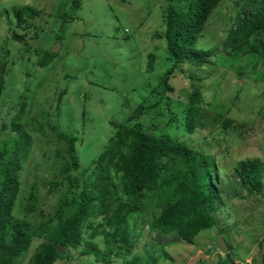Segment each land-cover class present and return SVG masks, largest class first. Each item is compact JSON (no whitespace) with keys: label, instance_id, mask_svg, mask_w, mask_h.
<instances>
[{"label":"rangeland","instance_id":"rangeland-1","mask_svg":"<svg viewBox=\"0 0 264 264\" xmlns=\"http://www.w3.org/2000/svg\"><path fill=\"white\" fill-rule=\"evenodd\" d=\"M248 1L223 0L198 41L210 63L180 64L170 76L172 91L162 98L156 89L173 63L162 37L166 9L188 11L191 0H0V143L15 140L12 119L22 103L27 109L22 125L31 138L19 174L14 220L39 228L54 219L64 203L70 184L62 174L61 157L69 160V155L60 136L76 140L80 168L68 176L78 180L77 197L82 187L94 185L93 161L111 142L112 123L128 122L129 127L163 135L222 162L209 184L218 196L208 200V206L219 227L227 230L234 264H264V195L243 199L237 173L241 162H264V63L251 53L264 42V32L240 51L229 46ZM26 6L38 16L17 26V14ZM14 33L23 40L17 41ZM42 54L54 56L44 68L38 64ZM150 54L155 56L151 68ZM190 76L206 80L201 90L208 97L192 133L185 124L186 107L200 85ZM137 108L143 113L135 115ZM113 177L126 201L121 175L113 172ZM157 201L150 200L130 220L129 255L124 245L114 242L103 217L89 218L83 224L82 245L62 248V260L55 264H228L216 248L218 227L201 235L195 245L155 229L153 223L160 217ZM71 211L66 208L65 213ZM45 243L44 237H33L16 264H29Z\"/></svg>","mask_w":264,"mask_h":264},{"label":"trees","instance_id":"trees-1","mask_svg":"<svg viewBox=\"0 0 264 264\" xmlns=\"http://www.w3.org/2000/svg\"><path fill=\"white\" fill-rule=\"evenodd\" d=\"M222 2L223 0H191L188 11L167 7L164 16L165 32L162 37L173 63L167 76L156 89L162 98L172 91L169 86L170 76L180 64L190 62L192 66L201 67L210 63L208 52L198 49V41ZM242 12L243 18L230 35L229 46L232 51L242 50L250 43L251 38L264 32V0H249ZM37 16L36 9L26 6L17 14V26L26 23V18L33 20ZM63 18L67 19L66 16ZM13 36L17 41L23 40L16 33ZM251 53L264 63V42ZM53 59L51 54H42L38 64L40 68H44ZM148 62L151 68L155 62L153 54L149 55ZM256 67L257 64L254 65L253 71ZM189 79L200 85L195 88L186 107L185 124L192 133L195 117L199 109L206 104L208 97L206 98L201 90L206 80H195L193 76ZM2 93L0 85V99ZM65 93L63 92L61 97ZM26 111V105L22 103L12 119L15 140L0 143V264H16L30 249L33 237H44L46 243L34 254L29 264H55L62 260V248L74 250L82 245L83 224L89 218L98 217L104 218L107 226L112 229L114 242L124 245L125 254L129 255L132 250L130 220L146 209L147 204L154 198L158 200L156 208L160 210V217L153 223L155 229L167 235L178 234L185 244L195 245L201 235L208 234L218 227V233L222 234L228 247L227 263H235L232 259L233 246L224 235L227 230L219 227L212 214L213 208L208 206V200L218 196L209 184L214 177L215 168L222 162L189 146L173 144L163 135L154 136L129 127L128 122L112 123L115 132L111 142L93 161L94 185L82 187L77 197H74V190L80 188L78 180L68 176L72 170L80 168L74 155L76 140L74 137L60 136L67 144L69 155V160L61 157L62 174L70 184L64 203L54 219L39 228H32L26 221H15L13 212L21 185L19 174L22 170V160L28 155L31 146L29 133L22 125ZM142 113V108H137L134 112L135 115ZM231 124L232 122L228 121L226 127L230 128ZM113 172L121 175L124 181L123 193L126 201L118 193ZM237 173L245 191L243 199L264 195L263 161L254 159L241 162L238 164ZM31 195L33 197L34 192ZM69 195L73 198L70 199ZM66 208L72 210L68 215L65 213ZM56 220L58 224L53 226ZM94 250L95 248L91 247L90 253L93 254ZM166 256L169 258L168 254ZM96 257L101 259L99 255Z\"/></svg>","mask_w":264,"mask_h":264},{"label":"water","instance_id":"water-1","mask_svg":"<svg viewBox=\"0 0 264 264\" xmlns=\"http://www.w3.org/2000/svg\"><path fill=\"white\" fill-rule=\"evenodd\" d=\"M216 245L223 253L228 252L227 245H226L225 241L223 240L221 234H218L216 237Z\"/></svg>","mask_w":264,"mask_h":264},{"label":"clouds","instance_id":"clouds-1","mask_svg":"<svg viewBox=\"0 0 264 264\" xmlns=\"http://www.w3.org/2000/svg\"><path fill=\"white\" fill-rule=\"evenodd\" d=\"M218 234H220V233H218ZM218 234H217V235H218ZM221 235H222V234H221ZM216 237H217V236H216ZM222 238H223V236H222ZM223 240H224V238H223ZM224 241H225V240H224ZM225 243H226V242H225ZM226 245H227V244H226ZM216 248L219 249V248L217 247V245H216ZM227 249H228V247H227ZM219 250H220V249H219ZM220 251H221V250H220ZM221 252H222V251H221ZM222 253H223V252H222ZM223 254L227 255L228 252H227V253H223Z\"/></svg>","mask_w":264,"mask_h":264}]
</instances>
